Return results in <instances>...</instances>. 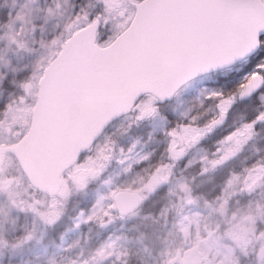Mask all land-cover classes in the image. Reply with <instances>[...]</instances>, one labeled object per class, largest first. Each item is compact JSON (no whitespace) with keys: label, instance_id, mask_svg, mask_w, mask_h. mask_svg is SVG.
<instances>
[{"label":"snow or ice","instance_id":"6c2138e0","mask_svg":"<svg viewBox=\"0 0 264 264\" xmlns=\"http://www.w3.org/2000/svg\"><path fill=\"white\" fill-rule=\"evenodd\" d=\"M0 264H264V0H0Z\"/></svg>","mask_w":264,"mask_h":264}]
</instances>
